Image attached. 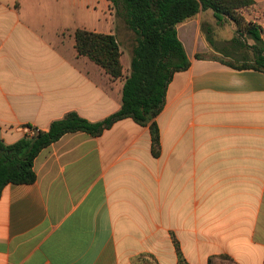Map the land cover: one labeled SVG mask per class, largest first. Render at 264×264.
Wrapping results in <instances>:
<instances>
[{
  "label": "crops",
  "instance_id": "obj_1",
  "mask_svg": "<svg viewBox=\"0 0 264 264\" xmlns=\"http://www.w3.org/2000/svg\"><path fill=\"white\" fill-rule=\"evenodd\" d=\"M58 3L0 0L7 145L70 112L95 123L122 106L130 75L123 55V77L113 80L75 48L78 29L117 33L85 25L60 33ZM206 16L214 15L202 11L177 26L190 67L174 75L157 118L160 155L152 154L149 126L132 119L100 137L67 134L44 149L36 182L11 184L0 199V264H141L144 254L178 264L174 240L189 264L222 254L264 264V72L224 64L229 53L197 59L212 50L201 30Z\"/></svg>",
  "mask_w": 264,
  "mask_h": 264
},
{
  "label": "trees",
  "instance_id": "obj_2",
  "mask_svg": "<svg viewBox=\"0 0 264 264\" xmlns=\"http://www.w3.org/2000/svg\"><path fill=\"white\" fill-rule=\"evenodd\" d=\"M116 10L117 18L135 36L130 75L123 87L119 111L99 122H90L76 112L53 121L48 131L36 130L33 137L24 136L7 145L0 138V199L4 189L13 185H31L37 180L34 163L39 154L62 137L72 133H86L100 137L116 123L132 119L136 124L149 126L152 136V154L160 155L161 142L157 118L166 106L167 92L174 75L190 67L186 50L179 39L177 26L211 10L218 24L225 19L233 21L240 36L253 41L254 62L240 66L222 60L235 69H254L264 72L263 29L248 22L239 11L255 5L253 0H108ZM210 44L212 41L208 39ZM235 42V39H233ZM243 47V45H240ZM248 46V45H245ZM75 48L79 56L87 57L113 79L123 77L122 51L116 35L100 34L85 29L75 32ZM197 59L202 55L197 54ZM178 264H189L179 243L174 240ZM141 264H159L149 254L139 257ZM208 264H238L231 256L210 257Z\"/></svg>",
  "mask_w": 264,
  "mask_h": 264
},
{
  "label": "rangeland",
  "instance_id": "obj_3",
  "mask_svg": "<svg viewBox=\"0 0 264 264\" xmlns=\"http://www.w3.org/2000/svg\"><path fill=\"white\" fill-rule=\"evenodd\" d=\"M107 1L108 0H59L53 22H58V30L60 33L64 29L74 30V28L81 25L87 26L92 31L116 32L123 53L125 68H127V66H131L135 36L128 30L123 19L120 17L117 18L114 8H112L113 19L110 18V10L105 4ZM239 14L242 15L246 21L261 26L264 31V3L242 9L239 11ZM106 20L109 21L106 23ZM201 30L206 39L211 40L213 43V45H210L212 49L210 52L203 51L200 53L203 58L218 56L227 57L226 54L229 53V63L241 64V62H254L253 50L250 49L249 46H245L248 45L249 40L240 36L237 32V25L233 21L225 19L223 23L218 25L214 16H206L201 22ZM186 38L187 36L185 35L183 39L184 42L192 46L194 44L192 37ZM233 39H235V42ZM250 42L253 44L252 41ZM240 45H243V47ZM188 50L189 54L193 57L190 48ZM242 57H244L245 61H242Z\"/></svg>",
  "mask_w": 264,
  "mask_h": 264
},
{
  "label": "built area",
  "instance_id": "obj_4",
  "mask_svg": "<svg viewBox=\"0 0 264 264\" xmlns=\"http://www.w3.org/2000/svg\"><path fill=\"white\" fill-rule=\"evenodd\" d=\"M36 133H37V131L35 129H32V128L26 129V136H28V137H33L36 135Z\"/></svg>",
  "mask_w": 264,
  "mask_h": 264
}]
</instances>
